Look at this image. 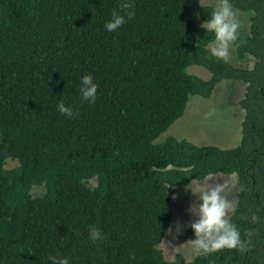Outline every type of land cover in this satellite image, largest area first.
Returning a JSON list of instances; mask_svg holds the SVG:
<instances>
[{
  "label": "trees",
  "instance_id": "obj_1",
  "mask_svg": "<svg viewBox=\"0 0 264 264\" xmlns=\"http://www.w3.org/2000/svg\"><path fill=\"white\" fill-rule=\"evenodd\" d=\"M129 2L134 15L108 32L121 0H0V264H264V0H230L248 24L227 63L211 57L214 33L200 27L214 5ZM85 75L98 85L94 104L79 91ZM221 82L245 85L236 145L166 135L192 97L210 98ZM233 173L228 218L244 239L255 233L248 250L168 259L172 190Z\"/></svg>",
  "mask_w": 264,
  "mask_h": 264
},
{
  "label": "clouds",
  "instance_id": "obj_2",
  "mask_svg": "<svg viewBox=\"0 0 264 264\" xmlns=\"http://www.w3.org/2000/svg\"><path fill=\"white\" fill-rule=\"evenodd\" d=\"M199 4L201 7H205L203 0H199ZM119 9V11L114 10L112 12L111 19L104 25L108 32L119 29L126 22V16L131 18L134 15L133 5L129 0H121ZM200 27L205 29L207 33H214V39L207 46L211 57L227 63L230 48L236 45L240 39L238 30L241 27V22L237 19L230 0H216L209 18ZM79 91L84 101L92 104L96 102L98 85L94 82L91 75H85L81 78ZM57 107L59 112L66 118L74 115L73 109L66 106L63 100L59 102ZM232 175L235 177L236 174L233 173ZM194 180L186 186L185 191H191L193 195L198 197V201H202V203L194 202L189 209V212L197 219L186 226L191 227L196 238L189 240L187 244L192 246L194 252L204 256L224 249L238 250L241 253L248 250L251 246L252 236L255 233L252 230L246 231L244 236L247 239H244L241 235L240 227L228 218L230 213L234 214L237 210L235 202L224 195L228 189V184L225 182H214L211 175L206 176L204 183L199 187L193 186ZM210 181L212 182L210 183ZM245 190V186L241 184L239 191L243 192ZM250 212V222L252 224L260 222L261 218L253 210H250ZM243 219L247 220L249 217L244 216ZM183 227L180 222H177V234L182 231ZM101 238V231L96 227H91L89 239L95 242ZM49 259L52 264H70L67 257L50 256Z\"/></svg>",
  "mask_w": 264,
  "mask_h": 264
},
{
  "label": "rangeland",
  "instance_id": "obj_3",
  "mask_svg": "<svg viewBox=\"0 0 264 264\" xmlns=\"http://www.w3.org/2000/svg\"><path fill=\"white\" fill-rule=\"evenodd\" d=\"M203 2L215 6L214 0H203ZM247 18V14H244L241 31H244V27L248 24ZM190 71L203 78H208L211 75L208 70L200 65L191 66ZM244 90L245 85L242 83L221 82L210 98L192 97L185 114L171 126L166 135L167 133L173 134L180 139H187L196 144H215L224 148L236 145L241 139V121L245 115V111L239 104L245 93ZM211 177L214 182L228 184V189L224 195L233 201L237 175L233 177L232 174H221ZM203 183L204 180L194 182L193 186L199 187ZM185 188L175 189L174 193L172 190L175 215L170 228L171 231L169 230L162 245L168 259H174L177 253H181L190 260L196 254L192 246L187 244L189 240L195 238L187 235L188 227L186 225L197 219L189 212L190 207L194 202L202 203V201H198V197L193 195L191 191L186 192ZM177 222L184 226L179 234H177Z\"/></svg>",
  "mask_w": 264,
  "mask_h": 264
}]
</instances>
